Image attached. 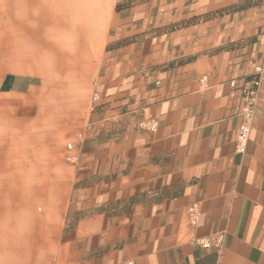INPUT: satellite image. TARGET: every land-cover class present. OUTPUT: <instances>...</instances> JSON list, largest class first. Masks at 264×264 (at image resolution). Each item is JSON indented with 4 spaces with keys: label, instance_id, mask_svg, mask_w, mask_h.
<instances>
[{
    "label": "crops",
    "instance_id": "obj_1",
    "mask_svg": "<svg viewBox=\"0 0 264 264\" xmlns=\"http://www.w3.org/2000/svg\"><path fill=\"white\" fill-rule=\"evenodd\" d=\"M248 60L264 0H0V264H264Z\"/></svg>",
    "mask_w": 264,
    "mask_h": 264
},
{
    "label": "built area",
    "instance_id": "obj_2",
    "mask_svg": "<svg viewBox=\"0 0 264 264\" xmlns=\"http://www.w3.org/2000/svg\"><path fill=\"white\" fill-rule=\"evenodd\" d=\"M247 64L249 71L244 74L241 79H231L229 81L230 88L239 93L240 96V109L238 113L240 126L236 140V153L239 155H245L247 152L254 120L257 116L261 83L264 79L263 65L255 60H248ZM141 127L154 131L157 128V123L155 121H150L148 123L141 124ZM68 150L71 152V155L67 157V161L72 164L78 163L79 156L76 153L77 151L75 147L73 145H69ZM186 215L189 225L192 228L197 227L201 216L199 205L193 204L188 207L186 209ZM195 242L203 249H210L214 245L222 246L224 242V235L198 239Z\"/></svg>",
    "mask_w": 264,
    "mask_h": 264
}]
</instances>
